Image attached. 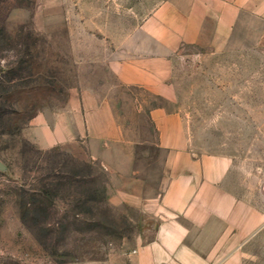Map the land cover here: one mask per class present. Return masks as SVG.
I'll return each mask as SVG.
<instances>
[{
    "label": "rangeland",
    "instance_id": "1",
    "mask_svg": "<svg viewBox=\"0 0 264 264\" xmlns=\"http://www.w3.org/2000/svg\"><path fill=\"white\" fill-rule=\"evenodd\" d=\"M160 1L0 0V264H133L146 226L119 188L133 165L166 183L146 110L156 106L191 122L198 151L231 155L235 179L264 211L257 21L232 48L184 49L166 97L116 74ZM83 93L113 104L124 140L74 134ZM245 248L244 264H264V225Z\"/></svg>",
    "mask_w": 264,
    "mask_h": 264
},
{
    "label": "crops",
    "instance_id": "2",
    "mask_svg": "<svg viewBox=\"0 0 264 264\" xmlns=\"http://www.w3.org/2000/svg\"><path fill=\"white\" fill-rule=\"evenodd\" d=\"M251 18L264 47V0H161L152 22L141 26L146 38L133 42V56L116 74L124 85L169 97L184 49L232 48L235 34L249 31ZM79 106L81 123L74 134L105 143L126 138L113 104L92 105L83 93ZM146 110L163 150L160 174L166 183L150 184L133 165L127 187L119 188L146 226L133 248V264H244L245 245L264 225V211L251 204L249 188L244 191L235 179L233 157L198 151L191 122L179 112L164 106Z\"/></svg>",
    "mask_w": 264,
    "mask_h": 264
},
{
    "label": "water",
    "instance_id": "3",
    "mask_svg": "<svg viewBox=\"0 0 264 264\" xmlns=\"http://www.w3.org/2000/svg\"><path fill=\"white\" fill-rule=\"evenodd\" d=\"M0 170L1 171H6L7 170V166L5 165V163H3V161L0 160Z\"/></svg>",
    "mask_w": 264,
    "mask_h": 264
}]
</instances>
